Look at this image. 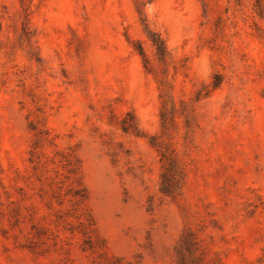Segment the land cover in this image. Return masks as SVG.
<instances>
[{
	"label": "rangeland",
	"instance_id": "obj_1",
	"mask_svg": "<svg viewBox=\"0 0 264 264\" xmlns=\"http://www.w3.org/2000/svg\"><path fill=\"white\" fill-rule=\"evenodd\" d=\"M136 2L0 0V264H177L187 230L190 264H264V0ZM150 136L184 168L175 199Z\"/></svg>",
	"mask_w": 264,
	"mask_h": 264
},
{
	"label": "trees",
	"instance_id": "obj_2",
	"mask_svg": "<svg viewBox=\"0 0 264 264\" xmlns=\"http://www.w3.org/2000/svg\"><path fill=\"white\" fill-rule=\"evenodd\" d=\"M137 10L140 11L141 4L136 2ZM144 32L152 43L156 50V54L160 61H163L167 55L166 46L164 40L160 37L159 34L150 30L145 23V20L142 19ZM22 35L26 38L27 42L30 43V32L28 30L27 23H24L22 28ZM138 54L143 58V61L147 63L144 52L141 46L137 48ZM221 83V76L215 75L214 82L212 84L213 89L217 88ZM208 95V91L201 94L197 93L195 101H198L202 97ZM162 109L160 112L161 128L163 130V135H165L170 128L174 125V115L177 113L175 109V103L173 102L172 97L166 93L163 94ZM180 114L185 117V127L189 129L193 124V112L190 106L186 105L184 102H181ZM121 129L123 132H130L135 136L146 137V135L138 127L137 120L133 113H127L126 117L120 123ZM149 144L152 147H155L160 152V161L162 162V171L160 174L159 181V191L164 196L175 199L181 196L182 186L184 181V168L177 158L174 151L170 149V146L159 141L156 136L149 137ZM200 250V245L196 240L194 234L187 230L185 231L179 240V243L175 247V255L177 257V264H190L189 260H194L202 256V253H197ZM201 251V250H200ZM189 260L187 261V259Z\"/></svg>",
	"mask_w": 264,
	"mask_h": 264
}]
</instances>
